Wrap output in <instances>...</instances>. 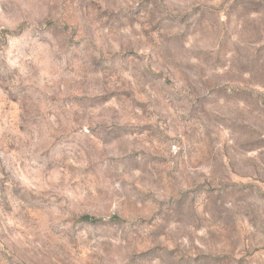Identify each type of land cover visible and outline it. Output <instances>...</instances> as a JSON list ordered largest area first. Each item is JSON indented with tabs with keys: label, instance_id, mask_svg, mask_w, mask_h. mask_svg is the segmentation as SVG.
<instances>
[{
	"label": "rangeland",
	"instance_id": "obj_1",
	"mask_svg": "<svg viewBox=\"0 0 264 264\" xmlns=\"http://www.w3.org/2000/svg\"><path fill=\"white\" fill-rule=\"evenodd\" d=\"M0 264H264V0H0Z\"/></svg>",
	"mask_w": 264,
	"mask_h": 264
}]
</instances>
